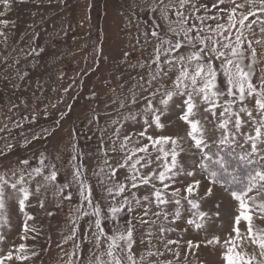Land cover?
Here are the masks:
<instances>
[{
  "label": "snow or ice",
  "instance_id": "1",
  "mask_svg": "<svg viewBox=\"0 0 264 264\" xmlns=\"http://www.w3.org/2000/svg\"><path fill=\"white\" fill-rule=\"evenodd\" d=\"M24 2L0 0L5 44L10 21L4 17L14 4ZM148 10L159 14L166 31L158 21L145 31L144 43L153 38L157 43L150 59L140 64L147 70L130 88L129 103L120 102L121 109L130 111L113 122L116 139L111 145L105 147L101 137L102 160L92 171L99 197L82 154L67 182L58 180V170L46 163L42 152L35 166L28 158L20 159L9 170L12 179L7 172L0 174V228L10 227L9 200L22 217L21 243L0 249V264H34L39 253L26 242L35 239L30 233L36 229L27 209L33 199L44 208L50 189L56 207L71 202L73 187L78 203L64 243L77 240L79 222L85 218L88 230L74 243L67 264H172L159 261L164 252L153 245L154 237L177 260L184 244L185 260L203 245L219 249L221 264H264V227L256 224L264 221V69L257 77L260 60L253 46L264 43V0H158ZM254 26L260 33L255 41L250 38L256 35ZM51 134L47 129L34 133L25 146ZM217 190L233 203L223 236L213 231L217 224L221 230L225 227L222 201L214 199ZM209 202L215 211L204 209ZM137 225H147L139 237L146 249L139 255ZM178 231L204 234V239L168 236ZM92 238L98 254L84 258L82 245ZM4 241L0 233V245ZM242 241L255 246L258 257L248 253Z\"/></svg>",
  "mask_w": 264,
  "mask_h": 264
},
{
  "label": "rangeland",
  "instance_id": "2",
  "mask_svg": "<svg viewBox=\"0 0 264 264\" xmlns=\"http://www.w3.org/2000/svg\"><path fill=\"white\" fill-rule=\"evenodd\" d=\"M156 2L158 0H25L13 5L4 17L10 21V27L5 29L9 35L7 44L0 37V151L6 152L0 156V174L7 172L12 179L9 170L16 168L20 159L28 158L35 166L42 152L47 157L46 163L55 165L58 170V180L67 182L72 179L73 165L80 162L82 154L86 175L99 197L92 171L102 160L99 151L101 137L105 147L111 145L116 139L117 125L113 122L121 120L130 111L128 107L121 109L120 102L129 103L130 88L147 70L140 64L150 59L153 45L157 43L153 38L151 43L145 44V31L151 29L154 21L166 31L167 26L159 19V14L148 10ZM254 29L256 35H250L253 41L260 38L259 29L255 26ZM253 46L260 60L258 77L260 69H264V43H254ZM125 53H128L127 57ZM61 113L65 114L63 118ZM45 129L52 134L25 146L26 139ZM8 145H12L10 151ZM71 191L73 200L63 201L60 207L55 206L58 201L50 189L44 208L33 199L32 207L27 209L34 217L29 223L36 229L30 233L35 239L26 242L39 253L33 258L34 264H67L74 243L87 232L88 218H85L79 222L77 240L64 243L65 237L71 233L70 217L78 203L75 187ZM214 199L222 201L220 212L225 227L221 230L217 224L213 231L223 236L228 231L233 203L227 193L219 190ZM8 205L10 227L0 228V233L5 236L0 245L3 250L13 243H21L22 217L16 211L14 201L9 200ZM204 209L215 211L214 203L205 204ZM50 211L51 216L48 215ZM256 224L264 227V221L257 220ZM146 228L147 225L143 228L137 225L135 251L138 255L146 249V245L139 244V237ZM168 236L172 239L182 236L194 241L204 239V234L197 235L192 231L169 232ZM152 243L164 252L159 261L221 264L219 249L201 245L195 255L188 254L185 260L186 245L182 244L177 260L174 253L159 245L157 238L154 237ZM241 243L248 253H255L258 257L255 246L244 241ZM82 247L84 258L92 253L98 254L95 238ZM151 259L156 261L157 257Z\"/></svg>",
  "mask_w": 264,
  "mask_h": 264
}]
</instances>
